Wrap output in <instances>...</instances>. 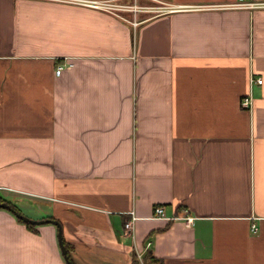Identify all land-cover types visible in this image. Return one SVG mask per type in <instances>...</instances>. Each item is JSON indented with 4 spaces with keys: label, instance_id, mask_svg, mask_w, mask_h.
<instances>
[{
    "label": "crops",
    "instance_id": "obj_1",
    "mask_svg": "<svg viewBox=\"0 0 264 264\" xmlns=\"http://www.w3.org/2000/svg\"><path fill=\"white\" fill-rule=\"evenodd\" d=\"M84 1L145 10L0 0V198L73 264H264V9ZM0 264H66L58 228L0 209Z\"/></svg>",
    "mask_w": 264,
    "mask_h": 264
},
{
    "label": "built area",
    "instance_id": "obj_2",
    "mask_svg": "<svg viewBox=\"0 0 264 264\" xmlns=\"http://www.w3.org/2000/svg\"><path fill=\"white\" fill-rule=\"evenodd\" d=\"M63 2L67 3H77L85 7H89L92 9H97L109 13H115L117 11H140L145 10V8L141 7H136V6H129V5H124V4H117L113 1H84V0H61ZM225 8L228 9H235V10H252V9H264V2H255L254 0H236V2L229 4L225 6ZM156 10V8H155ZM162 12V9L159 8L157 9V12ZM172 11V10H169ZM132 25L136 27L138 23L133 22ZM65 65H60L56 68L55 70V75L60 76L62 71L64 70ZM68 67H71V64L68 65ZM258 85L262 84L261 79L256 80ZM251 105L250 99H243L241 101V107L243 108H248ZM155 216L158 218H163L164 217V211L162 208L158 207L155 208L154 210ZM185 224L186 226L190 227L193 225V218L191 217H185ZM132 222H127L125 223L124 227L126 230H129L131 228ZM251 233L256 234L257 233V228L255 226L251 227Z\"/></svg>",
    "mask_w": 264,
    "mask_h": 264
},
{
    "label": "water",
    "instance_id": "obj_3",
    "mask_svg": "<svg viewBox=\"0 0 264 264\" xmlns=\"http://www.w3.org/2000/svg\"><path fill=\"white\" fill-rule=\"evenodd\" d=\"M0 209H6V210L11 211L18 220H20L21 222H23L25 224H30V225H33V226L42 225V224H52V225L56 226L58 228V241H59V245H60V249H61L63 258H64L66 264H73L69 260L66 248L64 247V243H63V239H62V233H61V226H60V224L57 221L50 220V219L42 220V221L31 220V219L23 216L22 214L14 212L13 210H11V208L7 204H4V203L0 204Z\"/></svg>",
    "mask_w": 264,
    "mask_h": 264
},
{
    "label": "trees",
    "instance_id": "obj_4",
    "mask_svg": "<svg viewBox=\"0 0 264 264\" xmlns=\"http://www.w3.org/2000/svg\"><path fill=\"white\" fill-rule=\"evenodd\" d=\"M0 203H6L11 208V210H13L14 212H17L19 214H22L21 211L15 205L11 204L10 202L5 201V200H3V199L0 198ZM9 212L12 213L11 211H9ZM47 219H52V218L49 217ZM18 221L21 222L20 220H18ZM21 223H23V222H21ZM25 225L28 228H30V229H34V227H35L33 225H30V224H25ZM63 243H64V241H63ZM64 247L66 248V251H67V255L69 257V260L72 262V260L70 258L71 248L66 243H64ZM158 263H159V261L156 260L153 257L152 253L149 250H147L140 259L137 257V255L135 253H133L132 254V257H131V261H130V264H158Z\"/></svg>",
    "mask_w": 264,
    "mask_h": 264
},
{
    "label": "rangeland",
    "instance_id": "obj_5",
    "mask_svg": "<svg viewBox=\"0 0 264 264\" xmlns=\"http://www.w3.org/2000/svg\"><path fill=\"white\" fill-rule=\"evenodd\" d=\"M143 1H139V3H142ZM115 3H117V4H120V2H115ZM123 4V3H122ZM125 5V4H124ZM130 6V5H129ZM154 11H157V10H154ZM117 13H124V14H122V15H124V16H126V17H128V16H130V15H127V14H125V12H123V11H117ZM151 14H147V16H144V17H148V16H150ZM129 18V17H128ZM0 204H3V203H0ZM4 204H6V203H4ZM4 210H6V209H4ZM8 211V210H7ZM24 212V211H23ZM25 213V212H24Z\"/></svg>",
    "mask_w": 264,
    "mask_h": 264
}]
</instances>
